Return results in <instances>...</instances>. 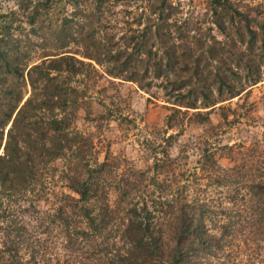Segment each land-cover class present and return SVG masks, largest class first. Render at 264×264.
<instances>
[{"label":"trees","instance_id":"1","mask_svg":"<svg viewBox=\"0 0 264 264\" xmlns=\"http://www.w3.org/2000/svg\"><path fill=\"white\" fill-rule=\"evenodd\" d=\"M15 2L16 9L0 14V264H213L218 253L233 264L230 255L239 252L230 240L244 233L240 217L214 215L210 229L205 227L210 211L185 195L184 172L175 174L187 148L175 160L166 151L155 157L151 182L147 173L131 170L123 182L116 160L106 155L99 161L92 142L74 128L78 110L90 98V84L81 85L79 77L87 80L90 72L98 77L96 66L109 63L114 68L104 71L107 76L137 84L148 95L146 103L160 99L172 110L167 128L182 124L189 111L194 112L187 122L209 125L219 99L239 96L264 75L263 8L252 28L254 20L230 0H211L212 13L228 12L236 27L242 24L236 29L243 31L242 39L247 36L246 52L258 54L229 75L203 77L193 46L182 43L189 37L168 29L165 1L140 17L141 29L129 41L132 53H102L91 14L76 7L77 0ZM72 5L81 10L69 15L66 7ZM75 39L79 46L72 52ZM134 57L142 74H123ZM200 144L195 148L205 165L215 153ZM248 166L243 175L251 171ZM148 186L156 189L146 193ZM254 186L264 192V183ZM257 213L258 227L244 237L248 242L252 236L255 248L249 247L241 264H264L258 244L264 236V202Z\"/></svg>","mask_w":264,"mask_h":264},{"label":"rangeland","instance_id":"2","mask_svg":"<svg viewBox=\"0 0 264 264\" xmlns=\"http://www.w3.org/2000/svg\"><path fill=\"white\" fill-rule=\"evenodd\" d=\"M101 1L99 4L95 0H77L79 5L76 7L91 14L89 22L91 29L96 32L94 41L102 45V53L108 49L112 52H134L135 49L129 41L133 36H137L136 31L141 29L136 25L140 17L165 1L164 15L167 17L168 29L189 37L183 39L182 43L189 40L186 46H193L194 58L199 61L201 76L229 75L231 69L236 71L237 64L243 67L246 59L256 61L254 52L258 54L257 50L246 52L247 36L242 39L243 31L236 29H241L242 24H237L236 27L228 12L218 10L214 15L211 11V0ZM230 1L235 9L254 20L252 28L260 23L259 7H262L261 12H264V0ZM73 6L75 5L66 7L69 15L75 10H81ZM8 9H16L15 0H0V14L8 12ZM143 23L148 24V21ZM74 42L75 44H71L72 52H77L79 44L76 39ZM133 60L123 74H142L140 64L138 68L135 67L136 57ZM109 68L114 67L105 63L101 67L96 66L100 76L90 72L87 80L79 77L81 85L87 81L91 87L88 95L90 98L85 100L86 105L81 106L77 112L74 121L76 131L92 142L99 152V161L103 162L106 155L110 160H116L118 168L115 171L123 182L128 170L147 173L146 181L151 182V179L156 177V158H160L162 152L166 151L172 160L178 159L186 147L187 158L179 160L181 167L176 168L175 172L176 175L184 172L180 185L185 186V195L191 200L198 199L210 211V215L204 220L207 229H210L209 220L214 215L217 220H224V213L227 216L240 217L239 226L244 233L239 237L233 236L230 240L231 247L239 252L230 255V258L233 264L247 262L249 247L254 245L255 248L256 243L250 241L252 236L245 242V233L258 227L257 210L264 202V192L254 189L257 183H264V75H261L256 84L249 83L244 86L239 96H224L219 99L210 112L209 125L187 122L194 112L189 111L182 124L169 129L166 121L172 110L160 99L146 103L148 95L145 91L140 90L133 82L107 76L104 71ZM261 71L264 72V65ZM245 73L244 70L241 75ZM181 75L185 77L184 73ZM212 97L216 95L213 94ZM221 100L224 101L220 102ZM169 136L173 139L169 140ZM199 142L211 154L215 153L210 155L211 158L205 165L201 163L200 150L195 148ZM157 146L159 147L156 150ZM248 164H252L251 171L243 175L244 170L250 167ZM204 166L208 168L204 170ZM163 179L164 176L159 175V180ZM229 181L230 184L226 183ZM155 189L148 186L146 193ZM114 198L115 194L111 191L109 199L112 201ZM258 244L263 247L264 256V236ZM229 261L218 253L213 259V264H227Z\"/></svg>","mask_w":264,"mask_h":264}]
</instances>
